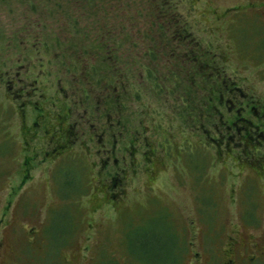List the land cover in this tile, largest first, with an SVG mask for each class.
Here are the masks:
<instances>
[{
  "label": "rangeland",
  "instance_id": "rangeland-1",
  "mask_svg": "<svg viewBox=\"0 0 264 264\" xmlns=\"http://www.w3.org/2000/svg\"><path fill=\"white\" fill-rule=\"evenodd\" d=\"M158 3L0 0V264H239L264 247V131L241 144L243 117L264 130V0Z\"/></svg>",
  "mask_w": 264,
  "mask_h": 264
},
{
  "label": "trees",
  "instance_id": "trees-1",
  "mask_svg": "<svg viewBox=\"0 0 264 264\" xmlns=\"http://www.w3.org/2000/svg\"><path fill=\"white\" fill-rule=\"evenodd\" d=\"M86 2H87V4L89 3V6H91V4H90V2H91V0H85ZM159 1V3L158 4H162L161 2H165V0H158ZM164 4V3H163ZM48 8H46V10H47ZM184 29H186V27H184ZM187 37H190V35H188ZM49 39H50V37L48 36V35H43V41H44V43L45 44H47V41H49ZM179 63V62H178ZM201 65V64H200ZM199 65V67H201ZM194 70V69H193ZM195 71V70H194ZM141 73L145 76V74H146V76H145V78H146V81H147V83H150L151 84V87L152 88H155V89H157V87L159 88V87H162V84H161V81H162V83L163 84H165V83H172V81H170V80H158L154 75H156V73L154 72V70H152V71H150L149 70V68L148 67H144V66H142L141 67ZM151 75H152V77H151ZM222 83H223V85L225 86V88H224V90H226L227 92H228V90H230V92H232L236 87L238 88V89H240V87L239 86H237V85H235V83L234 82H232L230 79H228V78H226V79H224L223 81H222ZM126 86L127 85H121L120 86V84H119V87H120V90H121V93H125L126 92V90H128L127 88H126ZM128 87V86H127ZM130 88H133V86H131ZM130 90H132V89H130ZM218 93H220V96H218V94H216V92H214V91H212V94H213V96L209 99L210 100V102H212V103H214V101L216 102H219V104L220 103H224L223 101H225V103H232V98L230 97L229 99L228 98H225V97H223V94H222V92L221 91H219ZM244 94L243 95H246V93L245 92H243ZM228 97V96H227ZM212 100H214V101H212ZM35 108H37V109H40V107H35ZM254 109H256V105L254 106ZM258 110V109H257ZM256 110V111H257ZM248 112H253V111H251V110H249ZM258 112V111H257ZM41 112H39L38 114H40ZM231 113H233V112H231ZM254 116H256L255 114H253ZM243 125H245L246 126V128H247V132H245V134H243V140L241 141V144L242 145H244L243 147H246V148H244L243 150H244V154L243 155H245L246 153H248L249 151H251V149H254V150H256V146H255V144H254V141H252V139L254 140V138L257 136V135H259V133L260 132H263L264 130H257L256 128H259V127H253V128H248V126L246 125V124H249V125H252V121L250 120V119H248V118H246V117H243ZM75 125L73 124V122L71 123V124H68V130H69V128H70V130L72 131V129H74L73 127H74ZM254 126V125H253ZM250 129V130H249ZM252 130H254V132H252ZM63 136H65V134L63 135ZM237 137V136H236ZM258 137V136H257ZM235 138V137H234ZM229 139H230V137H229ZM246 139H248V140H246ZM258 140L259 139H263V138H257ZM256 139V140H257ZM211 141H213V143L217 146V142H215V141H218V143H219V141H220V138L218 137H212L211 139H210ZM228 139H226L225 141L226 142H228L227 141ZM260 142V141H259ZM222 143H223V145H225L224 144V141H222ZM253 147H252V146ZM218 147H221V145L219 144L218 145ZM258 153L259 152H261L262 153V155L264 156V151H257ZM223 152H221V154H222ZM243 153V152H242ZM264 158V157H263ZM247 161H249V162H254V159L253 160H248V159H246ZM168 258V257H167Z\"/></svg>",
  "mask_w": 264,
  "mask_h": 264
},
{
  "label": "flooded vegetation",
  "instance_id": "flooded-vegetation-1",
  "mask_svg": "<svg viewBox=\"0 0 264 264\" xmlns=\"http://www.w3.org/2000/svg\"><path fill=\"white\" fill-rule=\"evenodd\" d=\"M242 242L240 241L234 244L232 248V254L236 251L235 249H238L239 245H242ZM254 248L256 250V251L254 250V253L250 255H243V257L240 259L241 264H256V263L264 264V247L257 244ZM224 264H235V260L232 259V257L230 256L227 258Z\"/></svg>",
  "mask_w": 264,
  "mask_h": 264
},
{
  "label": "bare ground",
  "instance_id": "bare-ground-1",
  "mask_svg": "<svg viewBox=\"0 0 264 264\" xmlns=\"http://www.w3.org/2000/svg\"><path fill=\"white\" fill-rule=\"evenodd\" d=\"M134 163V162H133ZM134 167V166H133ZM78 194V193H77Z\"/></svg>",
  "mask_w": 264,
  "mask_h": 264
}]
</instances>
